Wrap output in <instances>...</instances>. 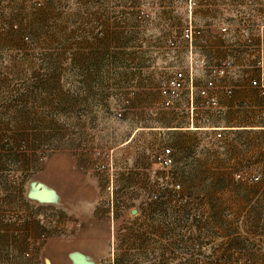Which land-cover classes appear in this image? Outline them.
<instances>
[{
	"label": "rangeland",
	"instance_id": "rangeland-1",
	"mask_svg": "<svg viewBox=\"0 0 264 264\" xmlns=\"http://www.w3.org/2000/svg\"><path fill=\"white\" fill-rule=\"evenodd\" d=\"M194 1L0 0V264H264V171L248 182L239 162L217 169L218 130L190 171L198 139L164 129L190 119L159 91L188 69L182 30L214 17ZM205 71L194 81L228 74ZM165 148L167 168L154 159Z\"/></svg>",
	"mask_w": 264,
	"mask_h": 264
},
{
	"label": "crops",
	"instance_id": "crops-1",
	"mask_svg": "<svg viewBox=\"0 0 264 264\" xmlns=\"http://www.w3.org/2000/svg\"><path fill=\"white\" fill-rule=\"evenodd\" d=\"M201 1L210 5L205 12L208 16L210 14L214 17L201 25L203 40L196 41V57L204 56L210 61L230 59L233 65L223 77L225 81H215V86L209 91V95L216 98V105H210L205 98L196 93L195 110L190 112L187 92L186 98L179 97L176 102L178 109L190 114V119L182 121L178 117H171L163 122L164 129L179 138L180 143H182L181 139L187 137L192 140L198 139L195 146H188L193 156L190 171L204 168L201 166L205 150L202 145L206 144V135L213 136L217 133L215 130H218L223 134L222 148L227 162L221 165L215 162L214 166L217 169H228L227 164L230 160L239 162L241 173L262 172L264 171V116L262 115L264 105H261L263 98L259 96L258 89L251 85V80L259 72L256 69L257 59L260 55L264 57V1H260L259 6L250 14L241 11V0ZM203 11L204 9L200 8L196 16L202 15ZM221 24L228 27V33L223 34L219 31ZM247 39H250V42ZM201 68L195 67L194 76L197 72L205 71ZM209 79L211 77L206 74L200 81L196 79L195 88L204 87L205 81ZM226 86L233 88L231 95L225 93ZM207 169L210 170L208 167ZM176 175L177 181L179 180L182 185L187 184L185 177H178L177 173ZM190 177L191 181L197 177V174H190ZM191 183L197 185L198 181L193 179ZM243 184L249 183L241 181V186L245 187ZM259 185L264 188L263 184Z\"/></svg>",
	"mask_w": 264,
	"mask_h": 264
},
{
	"label": "built area",
	"instance_id": "built-area-1",
	"mask_svg": "<svg viewBox=\"0 0 264 264\" xmlns=\"http://www.w3.org/2000/svg\"><path fill=\"white\" fill-rule=\"evenodd\" d=\"M189 6L192 7L196 5L194 0H189ZM141 16H147V14H142ZM219 31L223 34L228 33L229 29L225 24L219 25ZM182 37L187 41L189 47V60L188 69H176L168 77L162 78L159 82V91L162 96V105L165 107H170L173 101L179 99L181 92L184 88H187L189 92V103L188 109L190 112L195 110V83H194V70L196 66L202 67L204 70L208 71L212 76H220L225 74L232 66V61L230 59L214 60L210 61L208 58L202 56L197 58L195 55L197 39L203 40V29L202 27L193 25L192 23L187 24L182 30ZM174 45V42H169ZM251 84L258 87L261 94L264 96V57H262V62L260 63L259 74L256 78L251 81ZM215 83L212 79H209L205 86L199 89V93L205 97H208V102L211 105H216L217 100L214 96L209 95L210 89L214 87ZM226 94L231 93L230 88H226ZM220 136V132L217 133ZM156 163L163 167H170L173 163V155L170 148L162 149L155 154L154 157ZM237 179H242L248 182H257L262 179L261 175L258 173H235ZM175 188H179L180 184L178 182L172 183ZM106 202L109 206H112L113 201V180L110 179L106 187Z\"/></svg>",
	"mask_w": 264,
	"mask_h": 264
}]
</instances>
